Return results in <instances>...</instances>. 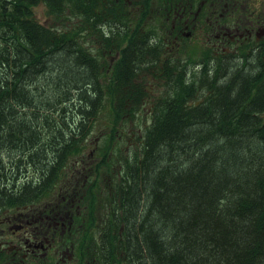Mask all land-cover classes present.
<instances>
[{
  "label": "trees",
  "instance_id": "trees-1",
  "mask_svg": "<svg viewBox=\"0 0 264 264\" xmlns=\"http://www.w3.org/2000/svg\"><path fill=\"white\" fill-rule=\"evenodd\" d=\"M39 3L59 27L37 21ZM125 13L112 0H0V208L48 194L105 99L115 121L134 116L159 70L140 150L117 161L102 253L118 264H264L263 58L186 72ZM106 53L119 56L104 63Z\"/></svg>",
  "mask_w": 264,
  "mask_h": 264
},
{
  "label": "flooded vegetation",
  "instance_id": "flooded-vegetation-1",
  "mask_svg": "<svg viewBox=\"0 0 264 264\" xmlns=\"http://www.w3.org/2000/svg\"><path fill=\"white\" fill-rule=\"evenodd\" d=\"M131 2L132 31L151 29V42L159 41L165 61L185 65L186 72L199 70L206 60L214 65L221 59L226 66L259 56L264 60V0ZM158 72L149 77L151 89L158 80L163 83ZM95 157L92 150L85 158L68 155L65 186H52L30 203L0 208V264H118L108 252L102 253L100 243L113 220L123 164L117 165L116 179L112 184L109 178L111 185L105 188L94 174L101 166V157Z\"/></svg>",
  "mask_w": 264,
  "mask_h": 264
},
{
  "label": "rangeland",
  "instance_id": "rangeland-1",
  "mask_svg": "<svg viewBox=\"0 0 264 264\" xmlns=\"http://www.w3.org/2000/svg\"><path fill=\"white\" fill-rule=\"evenodd\" d=\"M131 0H120L117 4L115 3V0H112V3L116 4V8L119 9L121 7L122 10L127 9V13H125L127 19L126 21L131 22V18L134 17L131 16L130 11L132 12L131 6L133 2ZM153 4V3H150ZM129 11V12H128ZM33 14L38 22L44 25L48 26H58L59 24L54 19L52 15L48 12V9L45 4L39 3L38 5L33 7ZM128 15V16H127ZM131 16V18H130ZM135 21V19H133ZM125 21V22H126ZM158 21V19L156 20ZM133 22V21H132ZM171 23V20H169V25ZM66 24H71L69 20H67ZM124 28V27H123ZM98 32L95 31L92 36H98ZM103 37L105 38L104 33ZM111 38V34L109 35ZM119 34L117 30H114L112 40L114 39V42H116L119 38ZM85 43H88L92 47H94L100 54H103V50L101 49L100 45H103L104 43L94 41V37H90L88 34L85 36ZM203 49V48H202ZM201 47L199 46L197 49V52L201 54L202 51ZM119 54L114 56V54H105L104 58L106 61L104 63H108L113 61L114 57H118ZM103 69V78L106 81L107 76L105 73L104 68ZM151 80V79H150ZM148 82L147 85L148 89V95L151 93V96H149L148 100L146 99V103L143 104L142 108L138 113H135L133 116H128L127 118H123L120 121H115L113 118V105L110 101V99L107 97L102 105L100 107L97 116L93 120V124H91V129L88 132L87 136L84 138L83 143L80 147H78L75 150V153L72 155H84V158L90 154V151L92 150L93 155H95V159H100V168L95 169L94 174H97V178L100 181L102 179V186L105 188L108 187V185H111V182L109 184V178H112V184L114 180L116 179V172H117V165L119 164L118 160H120L123 156H126L130 153H137L140 150V139H142V130L145 128L146 124L150 122L151 119V108H152V102L158 97L157 95L160 93L161 90H163V87L161 85L162 82L159 80L157 81V85L154 87V89H151L150 83L152 81ZM158 92V93H157ZM151 97H153V101H151ZM108 153H105V152ZM105 153V154H104ZM110 153V154H109ZM111 156L115 158H110ZM122 156V157H121ZM110 159L114 161V167L113 169L110 167L111 170H108V164ZM72 160V158L70 159ZM69 160V161H70ZM108 162H107V161ZM106 161V162H105ZM118 161V162H117ZM110 166V165H109ZM111 171V172H109ZM88 181V180H87ZM99 181L97 184V187L99 185ZM107 181V182H105ZM62 187L65 186V179L59 178L58 181H56L55 187ZM54 187V186H53ZM106 193V191H104ZM86 195V194H85ZM124 262V261H122ZM122 264V263H120Z\"/></svg>",
  "mask_w": 264,
  "mask_h": 264
}]
</instances>
